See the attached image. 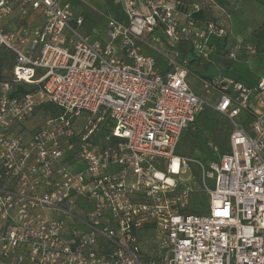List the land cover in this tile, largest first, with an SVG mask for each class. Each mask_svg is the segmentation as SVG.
<instances>
[{"label": "built area", "instance_id": "2783aa9c", "mask_svg": "<svg viewBox=\"0 0 264 264\" xmlns=\"http://www.w3.org/2000/svg\"><path fill=\"white\" fill-rule=\"evenodd\" d=\"M109 1L126 23L108 16L101 41L79 31L85 17L69 1L0 0V49L12 55L0 80V264H264V76L204 81L212 103L190 89L179 49L208 61L209 39L228 41L229 12L215 0L187 13L183 0ZM201 8L220 14L198 26ZM141 45L166 46L165 75ZM16 84L34 90L13 94ZM45 104L60 114L24 134ZM204 106L231 126L228 152L207 164L175 155ZM192 161L208 195L197 213L190 187L177 190Z\"/></svg>", "mask_w": 264, "mask_h": 264}, {"label": "rangeland", "instance_id": "374dc122", "mask_svg": "<svg viewBox=\"0 0 264 264\" xmlns=\"http://www.w3.org/2000/svg\"><path fill=\"white\" fill-rule=\"evenodd\" d=\"M65 1H69L76 11H82L85 17V22L79 31L83 34L89 35L91 40H108L106 34V20L108 16H115L117 18L119 17L124 23H126L124 14H122L120 9L112 3L106 4L102 0H98L100 3L97 0ZM247 27H249V24L244 25L243 21H239V23L235 24L233 33L244 34L246 33ZM253 43H255L254 39L250 35L247 39L248 45L245 44V46H249L246 47L247 50L252 52L253 57H255V54L263 55L260 60H264V52L260 51V47ZM142 51L146 54H151L149 56L156 60L159 68L165 67V61L156 50L150 49L149 51L148 48L143 47ZM209 59L212 61H203L200 68H197L195 65H191L189 67V72L193 76L197 77H211L214 81H218L221 77H231L230 79L234 81L232 77L238 75L239 70H242L251 76L255 74V71L260 70L257 68L246 71L247 68L241 67L245 60L236 61L224 53L221 54L220 51L212 52ZM260 62L264 64V61ZM11 63L12 62L9 55L0 54V78H10ZM26 88L34 89V85H28ZM59 114L60 110L54 105H48L46 109H41V111L31 119L30 127L32 131L40 128L43 125L45 118L56 117ZM82 120L83 118L81 117L77 119V123L75 124L76 130H79V122ZM229 130L230 126L225 119L220 118L208 106H204L198 115L195 124L188 126L183 132L176 149V155L183 156L187 159H194L200 161L203 164H207L208 161L217 160L220 154L228 147ZM211 134H213V142L208 139V136ZM215 146L217 149L216 151L213 150ZM178 180V190H181L186 186L190 187L191 189V200L189 199L186 210L188 209V211H194L196 209H204L208 203V195L207 191L201 184L200 168L197 163L194 161L189 162L186 169L182 170L180 173ZM207 184L210 185L211 183L209 182ZM148 230L149 229H146L143 232L152 233L151 230Z\"/></svg>", "mask_w": 264, "mask_h": 264}, {"label": "crops", "instance_id": "0c3cea01", "mask_svg": "<svg viewBox=\"0 0 264 264\" xmlns=\"http://www.w3.org/2000/svg\"><path fill=\"white\" fill-rule=\"evenodd\" d=\"M102 1L106 4L110 3L109 0H102ZM192 1L193 0H184V2L188 5H190V3H192ZM215 1L217 2V4L219 6L226 9L230 14L229 19L225 22V24L229 30V37H228L227 42L226 41L222 42L220 40L217 43H216V39L210 38L209 42L211 44H213V46H214V49L212 52H219L220 51L221 54H223V53L226 54V51L228 48L231 49V46H233L236 43V41H240L241 42V48L237 51V54H236L237 58L235 57L234 59L236 61L245 60V62L241 65V67L247 68L246 71L257 69V68H259L260 70L255 71V74L252 76L249 75L248 73L242 71V70H239L238 75L232 77V79H234V81H236V82L242 83L243 85H245L247 87H252V86L256 85V83L259 81V79L261 77L264 76V64L260 62V61L263 62L264 60H262V59L260 60V58L263 56L261 54L260 55L255 54V57H253L252 52L248 51L246 48L249 46H245V44H247V39L250 35H251V37H253L252 33L254 32V30H256L264 22V0H215ZM98 2L100 3V1H98ZM214 9L206 10L204 8H201V9L193 11L192 16L196 19H203L205 17H211V18L218 17L220 13L217 9H215V10ZM118 19L121 20L119 17H118ZM15 21H16V19H13L11 23H15ZM239 21H243L244 25L249 24V27L246 28V33H244V34H236V33L234 34L233 33V28H234L235 24L239 23ZM12 26H13V24H12ZM143 47L148 48L149 51L151 48L147 47L146 45H141V47H140V51L143 54L151 55V54L144 53L142 51ZM153 50H156L159 53V55L162 57V59L165 61V67L159 68L158 63L155 60L156 68L158 69L159 73L161 75H165L166 72L168 71L167 62L160 52L166 50V46L161 45V46H159V49H153ZM180 51H181V54L183 55V57L188 59L187 82H188L190 89L193 92H195L196 94H198L199 96H201L205 99H208L210 102L216 103V101L218 99V92L213 91L209 95H207L203 89V82L206 81V82H209L211 84L217 85L220 80L230 79L231 77H228V78L221 77L218 81H214L213 78L207 77V76H199V77L193 76L189 72V67L191 65H195V66H197V68H200V66L204 60L199 58L193 52V50L191 49V47L189 45L180 46ZM208 61L211 62L212 60L210 61V59H209ZM261 67H262V69H261ZM208 107L210 109H212L213 111H215L212 107H210V106H208ZM216 114L220 118H223V119L225 118L224 116L219 114L217 111H216ZM241 115L242 116H240L239 121H243L245 127L247 129H249L248 128V122L246 121L245 115H243V113ZM31 119H32V116L30 118H28L25 122H23L19 127V129L26 135H28L32 131V129L30 127ZM229 126H230V124H229ZM213 128H214V126H213ZM230 130H231V126H230ZM230 130H229V134H230ZM212 137H213V134L208 136V139L211 142H213ZM228 137H229V135H228ZM176 149H177V147H176ZM176 149H175V155H176ZM227 149H229V138H228ZM213 150L214 151L217 150L216 146H215V149L213 148ZM176 156H179V155H176ZM179 157H183V156H179ZM177 190H178V187H177Z\"/></svg>", "mask_w": 264, "mask_h": 264}, {"label": "trees", "instance_id": "16d2710c", "mask_svg": "<svg viewBox=\"0 0 264 264\" xmlns=\"http://www.w3.org/2000/svg\"><path fill=\"white\" fill-rule=\"evenodd\" d=\"M197 0H193L192 1V3H190V5H188V4H186L185 2H184V0H183V5H182V10L184 11V12H188L190 9H191V6H192V4L193 3H195ZM207 2V1H206ZM209 9H214V8H206V10H209ZM215 10V9H214ZM216 19V18H218V17H215V18H211V17H205V18H203V19H194V22L198 25V26H202V25H204V23L208 20V19ZM9 21V22H8ZM7 21V23L4 25V27L6 28V29H11V28H13V26L12 25H10V20H8ZM14 22V21H13ZM16 26V25H15ZM252 38L254 39V44H256L257 46H259L260 47V51H264V22L256 29V30H254V32L252 33ZM220 40H216V43L217 42H219ZM180 46H182V45H180ZM180 46H179V49H180ZM255 46V45H254ZM0 54H6V55H9L10 56V58H11V62H12V55H11V53L9 52V51H7V50H4V49H0ZM11 67H12V63H11ZM10 70H11V68H10ZM10 79V78H9ZM9 79H2V78H0V80H9ZM26 86H28L27 84H16L15 86H14V89H13V94H23V93H26V92H29V91H32V90H34V89H28V88H26ZM48 105H51V104H45V105H43V106H40V107H38L35 111H34V113H33V115L34 116H32V117H35L40 111H41V109H46L47 107H48ZM215 113H216V111H214ZM200 113H198L197 114V116L195 117V120H194V122L191 124V125H189V126H192V125H194L195 124V121H196V119H197V117H198V115H199ZM244 115V114H243ZM240 116H242V115H240ZM240 116H239V118H240ZM245 118H246V116H245ZM47 118H45V120H46ZM226 121H228L226 118H224ZM243 122V121H242ZM227 123H229V122H227ZM187 129V128H186ZM185 129V130H186ZM184 130V131H185ZM183 131V132H184ZM183 134V133H182ZM181 137H182V135H181ZM228 150L229 149H226V151L225 152H223L222 154H224V153H226V152H228ZM190 200H191V195H190V198H189ZM208 204V203H207ZM206 207H207V205H206ZM206 207L204 208V209H196V210H194V211H188V209L186 210L187 212H189V213H197V212H200V211H203V210H205L206 209ZM145 258L146 259H155V256L153 255V254H150V253H147V254H145Z\"/></svg>", "mask_w": 264, "mask_h": 264}, {"label": "bare ground", "instance_id": "6f19581e", "mask_svg": "<svg viewBox=\"0 0 264 264\" xmlns=\"http://www.w3.org/2000/svg\"><path fill=\"white\" fill-rule=\"evenodd\" d=\"M168 182H171V179L167 178Z\"/></svg>", "mask_w": 264, "mask_h": 264}]
</instances>
